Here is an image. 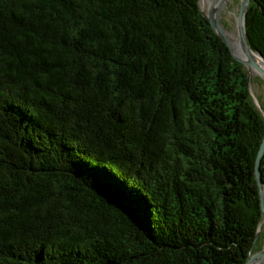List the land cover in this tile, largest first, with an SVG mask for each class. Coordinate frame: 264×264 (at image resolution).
Instances as JSON below:
<instances>
[{
  "label": "trees",
  "instance_id": "trees-1",
  "mask_svg": "<svg viewBox=\"0 0 264 264\" xmlns=\"http://www.w3.org/2000/svg\"><path fill=\"white\" fill-rule=\"evenodd\" d=\"M252 83L200 0H0V264H244Z\"/></svg>",
  "mask_w": 264,
  "mask_h": 264
},
{
  "label": "water",
  "instance_id": "water-1",
  "mask_svg": "<svg viewBox=\"0 0 264 264\" xmlns=\"http://www.w3.org/2000/svg\"><path fill=\"white\" fill-rule=\"evenodd\" d=\"M220 1L219 5H216V3ZM221 2L222 0H213V3L211 4V7L208 11L204 10L205 15L208 17V19L211 21L213 27L217 30L219 35L224 38V40L227 42V44L231 47V50L234 54V56L244 63L247 68L249 69V78L250 80L253 79V75L260 74L264 77V67L257 61L255 57V53H258V55L264 60V54L262 51L255 49L248 39L247 34V17H248V10L250 7V4L252 3V0H241L240 9L238 12V16L236 18L237 20V29H238V46H235L231 39V32L228 31L227 27L225 26L223 15L221 11ZM201 3V0H200ZM203 8V7H202ZM252 92L255 98L256 103L264 113V106L259 99V97L256 95L253 87ZM264 156V139L261 144L258 157H257V165H256V174L260 183L261 187V203H262V209H263V220H264V179L262 175L261 170V164L262 159ZM262 228L260 227L257 236L256 241L259 239L261 234ZM264 264V245L263 247L256 251L254 248L251 251V254L247 261L244 264Z\"/></svg>",
  "mask_w": 264,
  "mask_h": 264
},
{
  "label": "rangeland",
  "instance_id": "rangeland-1",
  "mask_svg": "<svg viewBox=\"0 0 264 264\" xmlns=\"http://www.w3.org/2000/svg\"><path fill=\"white\" fill-rule=\"evenodd\" d=\"M241 0H231L230 5L224 9V23L227 27L228 31H230L237 39L239 38L238 29H237V16L240 9ZM201 6L204 10H209V0H201ZM253 83L252 87L256 93V95L261 100L264 106V77L260 74L253 75ZM264 245V227L261 230V238L256 241L254 250L255 252L260 250Z\"/></svg>",
  "mask_w": 264,
  "mask_h": 264
},
{
  "label": "bare ground",
  "instance_id": "bare-ground-1",
  "mask_svg": "<svg viewBox=\"0 0 264 264\" xmlns=\"http://www.w3.org/2000/svg\"><path fill=\"white\" fill-rule=\"evenodd\" d=\"M230 36H231V39H232L233 43L235 44V46H238L237 38L232 33L230 34ZM254 55H255L257 61L264 67V60L258 55V53H255ZM263 227H264V220L262 221V225H261L262 229H263ZM252 264H255V263H252Z\"/></svg>",
  "mask_w": 264,
  "mask_h": 264
},
{
  "label": "flooded vegetation",
  "instance_id": "flooded-vegetation-1",
  "mask_svg": "<svg viewBox=\"0 0 264 264\" xmlns=\"http://www.w3.org/2000/svg\"><path fill=\"white\" fill-rule=\"evenodd\" d=\"M230 1L231 0H222V2H221V11H222V15L224 16V14H223V11H224V9L225 8H227L228 7V5H230ZM213 3V0H209V8L211 7V4ZM217 5H219L220 4V1H218L217 3H216ZM224 18V17H223Z\"/></svg>",
  "mask_w": 264,
  "mask_h": 264
}]
</instances>
